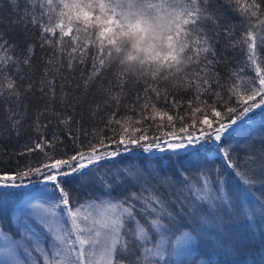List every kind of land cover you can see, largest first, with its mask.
Masks as SVG:
<instances>
[{"label":"snow or ice","instance_id":"6c2138e0","mask_svg":"<svg viewBox=\"0 0 264 264\" xmlns=\"http://www.w3.org/2000/svg\"><path fill=\"white\" fill-rule=\"evenodd\" d=\"M46 2L50 14L53 0ZM55 7L62 19L45 26L30 0H11L8 26L24 33L23 44L0 35V78L8 92L0 82V108L11 113L10 131L29 121L36 129L20 159L0 160V264H96L98 252L102 264H241L227 258L257 240L264 253V191H253L264 189V132L257 138L252 131L257 114L264 117V71L244 79L229 70L223 52L233 46V0H60ZM243 12L249 28L253 19L262 26L243 41L252 60L257 41L264 45V0H252ZM73 23L91 27L95 39L80 43ZM29 26L39 28L44 43L57 30L76 42L68 69L98 44L83 100L57 98L47 69L39 81L21 74V65L32 68ZM16 47L22 60L7 54ZM111 66L119 71L105 81ZM139 81L142 92L137 83L133 98L129 85ZM180 90L193 95L177 100ZM37 95L36 110L22 115L24 102ZM160 100L186 107L190 116L158 110L153 102ZM120 109L140 119L120 116ZM100 207L105 211L96 219L89 209Z\"/></svg>","mask_w":264,"mask_h":264},{"label":"trees","instance_id":"16d2710c","mask_svg":"<svg viewBox=\"0 0 264 264\" xmlns=\"http://www.w3.org/2000/svg\"><path fill=\"white\" fill-rule=\"evenodd\" d=\"M31 4L33 5V12L35 16L39 19L40 18V10L43 11L44 16L41 20V23L45 26H52L56 23H59L62 19L59 16L60 8L55 7V5H58L60 3V0H53V8L54 10L51 11L47 6L46 0H30ZM70 2V0H69ZM256 2H259V0H256ZM21 5H23L24 0H20ZM252 0H239V3L237 4V0H233V10H232V20L231 23L233 25L232 29V38H233V46L229 47L226 52H223V46H221V51L225 55V57L229 61V70L230 71H242L244 79H248L250 77H255L256 70L260 69L261 71H264V45H262L259 40L257 41V46L253 50L254 52V59L249 60V53L247 44H245L243 41L246 38V33L248 30H252L254 32V35L257 34V30L262 27L261 25H257L255 19L252 20V24L255 25L254 28H249V21L247 20L243 8L245 5L251 4ZM37 6H39V10L37 9ZM11 9V0H0V35H3L4 33H7L8 35L5 37V39H12L16 42L17 45L22 46L23 39H24V33L21 32L18 28H11L8 26V15L10 13ZM251 9H249L250 14ZM12 19H15L13 16ZM64 21H67V18H63ZM261 19H264V17H261ZM40 30L38 27L33 28L32 26H29L27 35L31 40L35 41L34 44V51L32 53V68H27L24 65H21L22 73L29 72L36 81H39L42 78V75L44 71L47 69V71L50 73V75L47 77L48 79L55 78V84H56V95L57 98L65 97L67 99L70 96H77L79 99L83 100V96L85 93V89L82 87L83 80L87 79L89 75L92 73L93 69V56L97 54L98 50V44L97 46L89 45L87 49V56L81 62L79 59H72L73 68L68 69L67 64L69 62L70 56L69 53L71 52V48L75 46L76 42L71 40V37H63L61 38L59 35V32L57 30L56 34H46L47 39L50 41V43H44L41 40V36L39 34ZM72 35L77 36L78 41L80 43L85 42L88 39H95V35L91 27L85 26L82 24H76L73 23V32ZM44 43L43 48L41 47V44ZM63 49V50H61ZM22 47H16L15 51H10L7 53L8 55H12L15 58L23 59V56L21 55ZM5 53L0 52V55H4ZM74 56H78L79 53L73 54ZM51 61V63H49ZM119 68L118 66H111L103 71V79L105 81H114V73L118 72ZM14 80H16L17 83H19V80L17 77H13ZM0 82L3 84V88L5 89V97H7L8 92L6 90V81H2V78H0ZM238 83H240V80H237ZM71 83L72 87H64L63 91H61V85ZM79 83L81 85V88L79 92L75 91V85ZM95 83L98 85L100 83L99 80L95 81ZM138 83V86L141 89H143V81L135 82L133 85H129L131 88L132 97L135 98L136 95V84ZM26 87V84L24 85ZM37 90L39 89L40 85L37 83L36 85ZM165 85L161 84V94L163 96ZM115 94V93H114ZM96 95V89L93 88L89 90V98ZM193 95L192 91H185L180 90L179 92L175 93V98L177 100H181L183 98L184 101H187L190 99ZM121 99L123 100L124 105H129L130 100L124 99L123 96H121ZM39 100V96L33 97L32 101H25L24 107L25 112L22 113V115L27 116L31 112L35 111V101ZM40 104H43V101H39ZM141 103H144L142 100ZM156 106V108L160 111H168L170 115H173L174 117L177 114L184 115L187 113V108H181L177 109L173 105H166L163 100L160 101H154L153 102ZM95 107V105H93ZM113 108L115 109V106L113 105ZM171 109V110H169ZM56 111H60V107L58 106L56 108ZM68 112H71V109L67 110ZM82 109H77V112H81ZM137 113L140 111L139 108H137ZM120 116L128 117L131 116L133 119L139 120V115H134L131 111L125 112L123 109L119 110ZM149 114H151V107L149 108ZM190 116V113H187ZM8 115H11V113L7 112V106L0 108V160L7 161L9 158L15 162V160L20 159L18 156V153L23 150V144L25 143V140L29 134L35 138L36 129L35 127H31L32 121H29L24 125L22 129H15V130H9L7 123H6V117ZM80 116L76 115V119L79 120ZM99 119V117H96ZM40 123L42 124H48L49 121L43 119L41 117ZM52 124H55V120L51 121ZM151 123V121H149ZM156 123L160 124H166L167 119L166 117L163 120H160L159 117L156 118ZM147 126V125H145ZM101 128L104 127L103 124L100 125ZM253 135H255L257 138H259V134L261 132H264V117H261L259 114H257L256 122L253 127ZM110 134V133H109ZM39 153L36 154V157H39ZM23 162V160H21ZM73 191L75 196L83 197V193L78 189L76 185H73ZM256 196L260 195L261 191H264V189H260L259 187L253 189ZM261 249V243L260 241H252L248 247H246L243 251L239 252L235 257H229L227 259H236L241 261V264H243V261L245 260H251L255 259L256 264H260V257L261 255H264L260 251Z\"/></svg>","mask_w":264,"mask_h":264},{"label":"rangeland","instance_id":"374dc122","mask_svg":"<svg viewBox=\"0 0 264 264\" xmlns=\"http://www.w3.org/2000/svg\"><path fill=\"white\" fill-rule=\"evenodd\" d=\"M83 202H84L83 199H81L78 203H76L75 207H78L79 203H83ZM75 207H74V210H75ZM89 211H91L93 213L94 218L100 219L101 218V214L105 210H104L103 207H100V208L89 209ZM96 264H102V259H101V256L99 255V252H98L97 257H96Z\"/></svg>","mask_w":264,"mask_h":264},{"label":"clouds","instance_id":"9594fccd","mask_svg":"<svg viewBox=\"0 0 264 264\" xmlns=\"http://www.w3.org/2000/svg\"><path fill=\"white\" fill-rule=\"evenodd\" d=\"M162 45H163V42L161 41V42L158 43L157 46H158V47H162ZM131 47H132V45L129 43V44L127 45V48H128V49H131ZM164 50L166 51V49H164ZM137 67H138V66H137Z\"/></svg>","mask_w":264,"mask_h":264}]
</instances>
